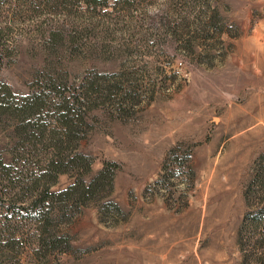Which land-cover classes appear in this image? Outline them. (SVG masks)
Segmentation results:
<instances>
[{
  "label": "rangeland",
  "instance_id": "374dc122",
  "mask_svg": "<svg viewBox=\"0 0 264 264\" xmlns=\"http://www.w3.org/2000/svg\"><path fill=\"white\" fill-rule=\"evenodd\" d=\"M105 1L0 9V83L16 101L52 92L45 135L60 132V97H82L64 156L92 159L85 182L117 166L85 206L35 216L28 187L51 148L1 117L0 264H264L250 225L264 207V0Z\"/></svg>",
  "mask_w": 264,
  "mask_h": 264
},
{
  "label": "trees",
  "instance_id": "16d2710c",
  "mask_svg": "<svg viewBox=\"0 0 264 264\" xmlns=\"http://www.w3.org/2000/svg\"><path fill=\"white\" fill-rule=\"evenodd\" d=\"M77 1L84 3L87 8H92L94 10L99 7L103 8L107 5L105 0L102 3H99L97 0ZM67 2H69V0H0V9L4 6H8L10 9L14 8L16 5H20V7H22L21 9L33 10L36 7L47 8L51 4H66ZM123 3H126V0H123ZM3 32L4 31L0 29V42L1 34ZM0 46H2L1 43ZM6 52L7 51H0L1 63L4 57L7 56H4ZM50 83L54 84L53 81H50ZM49 88L52 90L53 87H48V89ZM51 95L52 92H31L30 94L22 97L19 101H16L10 87L5 83H0V118L6 116L13 121V132H17L19 138L21 137L23 142H33L35 134L39 131L41 140H43L45 144L48 143L51 148V150L45 154L44 159L41 160V164L44 166L42 173L34 179H31V185H29V189L27 188L37 194L35 198L28 203L31 209L38 208L36 213H34L35 216H47L51 214L40 213L39 205H43V207H45L48 204L53 210L55 209L54 206L57 204H72L77 207L85 206L89 202L93 201L96 196H99L100 193L105 192L107 189H112L115 170L117 169L116 164L105 163L103 168L89 182H85L84 177L91 172L92 159L79 153L73 154L71 158L64 156L63 154L65 146L74 142V138L71 136V133L74 124L73 122H75V120L69 117L71 115L69 110L73 104H77L79 107L83 106L80 102V98L82 97H60L61 101L55 106L56 110L59 112L67 111V113H61L58 120H54V122L58 124L56 128L60 129V132L51 130L49 131L50 134L45 135V128L37 129V125H39L37 124L38 118L42 115L46 102H50ZM83 116L84 115H82L81 112L77 121L84 123L85 121ZM0 167L6 168L1 158ZM70 172H77V177L75 178L74 183L68 188L57 193L50 192L51 186L57 182L58 177L64 174H71ZM254 183L255 186H259L261 184L255 180L252 185ZM248 196V193L245 194L247 202ZM248 216L250 215H247V217ZM250 225L255 226V228L264 227V207L252 216ZM62 240L64 239L55 237L54 241L50 243L52 244V249L56 247L55 243L61 242ZM36 241L38 246L40 245L45 247L48 245L45 240L42 239V235H40ZM257 245L264 251V240L258 242ZM260 255L264 256V253H261ZM261 264H263V262H261Z\"/></svg>",
  "mask_w": 264,
  "mask_h": 264
}]
</instances>
